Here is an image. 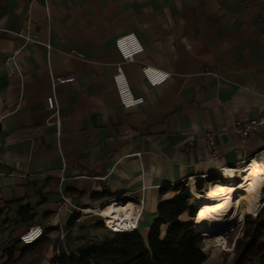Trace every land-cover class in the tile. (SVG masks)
Returning a JSON list of instances; mask_svg holds the SVG:
<instances>
[{
    "label": "crops",
    "instance_id": "0c3cea01",
    "mask_svg": "<svg viewBox=\"0 0 264 264\" xmlns=\"http://www.w3.org/2000/svg\"><path fill=\"white\" fill-rule=\"evenodd\" d=\"M129 32L144 46L131 61L115 42ZM16 46L19 68L8 75ZM118 65L142 103L120 102ZM144 65L170 77L152 86ZM68 74L75 81L52 87ZM254 118H264V0H0V264H52L82 218L69 225L75 206L95 214L143 196L147 237L159 202L181 185L205 192L226 186L228 170L264 162V126L245 142L220 134L222 157L208 156V131ZM35 226L48 239L40 253L18 242Z\"/></svg>",
    "mask_w": 264,
    "mask_h": 264
},
{
    "label": "trees",
    "instance_id": "16d2710c",
    "mask_svg": "<svg viewBox=\"0 0 264 264\" xmlns=\"http://www.w3.org/2000/svg\"><path fill=\"white\" fill-rule=\"evenodd\" d=\"M197 188H200L196 183ZM191 194L188 186L181 185L172 198L160 201L157 207V217L150 231L142 241L137 231H111L83 240L72 247L56 242L52 264H201L208 254L202 249L203 236L186 216ZM20 217L31 218L29 207H20ZM191 218L196 211L191 205ZM80 212H74L69 219L72 225L80 217ZM171 226L162 232V225ZM99 224L104 227L100 220ZM45 233L26 248L40 253L48 241ZM20 239L18 240V242ZM12 246L11 248H13ZM233 258L230 264H264V207L255 216H246L245 227L233 248ZM12 261H14L12 259Z\"/></svg>",
    "mask_w": 264,
    "mask_h": 264
},
{
    "label": "bare ground",
    "instance_id": "6f19581e",
    "mask_svg": "<svg viewBox=\"0 0 264 264\" xmlns=\"http://www.w3.org/2000/svg\"><path fill=\"white\" fill-rule=\"evenodd\" d=\"M238 170H228L226 186L215 187L211 183L202 192L195 188L193 181L191 185L195 211L197 206L201 211L198 230L213 237L227 251L230 250L227 241L229 233L237 224L244 222L246 213H253L264 204V162L252 159L241 167L242 173ZM109 202L97 211L105 217L108 225L119 231L136 226L132 220L134 209L131 201L128 205Z\"/></svg>",
    "mask_w": 264,
    "mask_h": 264
},
{
    "label": "built area",
    "instance_id": "2783aa9c",
    "mask_svg": "<svg viewBox=\"0 0 264 264\" xmlns=\"http://www.w3.org/2000/svg\"><path fill=\"white\" fill-rule=\"evenodd\" d=\"M18 34L21 36H24L26 40L31 39L30 35H25L22 31H19ZM115 42H116V48L121 54L122 58L128 61L134 60L135 56L144 50L143 44L138 39L136 34L133 32L120 35L119 37L116 38ZM21 49L22 48L20 46L14 47L12 49V52L9 55H7L6 58L4 59V66H5V69L8 75L18 70L19 65H18L17 57ZM71 52L77 56H82V54L76 50H72ZM141 70L144 76L146 77L147 81L152 86L159 85L170 77L169 72L164 71L160 68L151 66V65H144L142 66ZM75 78H76L75 75H72V74L52 77V87L55 89V86L58 83L73 82L75 81ZM113 79H114V83H115V86L118 92L120 102L122 103L124 107L126 108L133 107L144 101L143 96H135L133 94L129 86V83L127 81L126 75L123 72L120 65L117 66V71L115 72ZM46 104L49 110H52V111L57 110V100H56L55 93H52L46 98ZM261 126H264V118L262 119L254 118V119H248V120L239 119V120L233 121L231 125L225 124V125L220 126L217 129L208 131L205 134V136L207 140L209 158L211 160H219L222 157V146L218 140V136L220 134L233 133V134L239 135L242 141L245 142L247 138L249 137V135ZM250 161H248V163L247 162L245 163L249 164ZM243 166L244 165H242L241 167ZM239 168H233V169L238 170ZM191 194H192V189H191ZM114 202L116 203L117 201H114ZM131 202L133 203V209H134L132 220L134 221L136 226L134 225L129 226V228L124 232H131V231L139 232L138 225H139V221L144 211V198L142 196L136 199H132ZM119 203L124 204L123 202H119ZM129 203L130 201L125 202V205H128ZM62 204L63 205L71 204L64 194L62 195ZM74 209L79 210V211H84L83 208H79L77 206H75ZM191 214H192V211H190V215ZM102 218L108 230L119 231L115 229V227L113 226L111 227L110 225H108V223L105 221V217L102 216ZM43 233H44V229L41 226L30 227L19 235V239L22 244H28V243L33 242L34 239H37L38 237H40Z\"/></svg>",
    "mask_w": 264,
    "mask_h": 264
},
{
    "label": "rangeland",
    "instance_id": "374dc122",
    "mask_svg": "<svg viewBox=\"0 0 264 264\" xmlns=\"http://www.w3.org/2000/svg\"><path fill=\"white\" fill-rule=\"evenodd\" d=\"M242 193L243 191H241V194ZM190 195L188 196V202L190 203L189 210L182 217L191 216L190 211H191V205H193L192 203L193 194H190ZM107 204L108 203H103L102 206L104 207ZM102 206L100 207V209L103 208ZM195 206L196 205H194V207ZM263 207H264V204L261 207H259L255 212L246 213L244 222L237 224L235 229L229 233V235L227 236V241H228V246L230 247V250L228 251L222 249L219 242L216 241L213 237L206 236L204 235L203 232H201L203 236V241L201 243V246H202V249L208 254V257H207L208 260L206 259L207 261L205 260L206 262L203 264H230L232 261L233 255H234L233 248L235 245V241L243 233V230L245 227L246 216L251 215L252 217H255L261 211ZM200 212L201 211L199 210L197 206V210L195 212L196 216L192 220L193 225L196 227L197 230H198V227L200 226V223H199ZM80 214L82 215L81 220L75 223L74 227H72L70 230L65 231L62 237L60 236L62 244L74 247L82 243L83 240L85 239H88V238H91L97 235L100 236L108 232V230L106 229L107 227L102 218L103 215L101 216L97 212L94 214L91 212H83V211L80 212ZM100 220L103 222L104 227L99 224ZM162 232L164 233L165 230L162 229ZM144 240H145V237L142 238V241Z\"/></svg>",
    "mask_w": 264,
    "mask_h": 264
}]
</instances>
